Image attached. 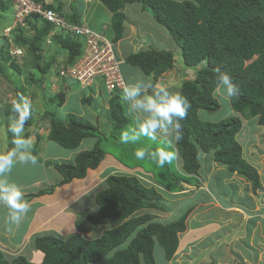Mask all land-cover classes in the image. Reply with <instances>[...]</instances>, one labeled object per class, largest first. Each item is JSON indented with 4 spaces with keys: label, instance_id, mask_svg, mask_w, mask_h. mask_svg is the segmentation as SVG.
<instances>
[{
    "label": "trees",
    "instance_id": "trees-1",
    "mask_svg": "<svg viewBox=\"0 0 264 264\" xmlns=\"http://www.w3.org/2000/svg\"><path fill=\"white\" fill-rule=\"evenodd\" d=\"M99 1L112 13L113 43L123 34L124 15L121 8L125 4L137 2L166 30L179 50L184 67L196 68L205 63V67L197 70L193 80L182 81L179 88L180 94L191 103L187 117L181 122L183 138L175 144L182 161V170L186 174L197 175L199 158L212 152L213 161L225 165L230 173L244 179L253 193L260 190L262 185L257 171L243 159L241 146L235 137L241 129L240 117L229 116L218 122H208L198 118V110L219 109V102L213 95V90L219 86V69L229 73L239 89L236 96L229 98L230 108L245 120L255 118L257 124L264 128V0ZM12 2L0 0V13ZM47 8L54 10L51 6ZM70 22L79 24L77 19ZM26 25L33 32L30 37L25 35L27 32L22 27L12 30L10 36L16 45L26 47L32 59V69L43 76L57 56L51 53L52 46H46L45 41L53 25L38 15L28 18ZM51 43L58 46L60 52L67 53L66 61L69 64L80 58L84 47V39L73 35L57 34ZM44 45L47 47L45 50ZM2 49L0 76L7 79L4 70L6 67L12 69L14 60L9 55L7 43ZM45 57L46 67L42 62ZM125 62L150 76L151 83L155 84L165 71L172 68L174 56L171 51L147 48L127 55ZM28 79L25 83L30 85L40 81L33 80L31 76ZM24 92V88L15 87L18 105L22 104L20 98ZM118 94L117 91L112 92L108 103L111 132L120 130L128 123ZM63 98L64 94H59L51 102L58 107ZM89 101L90 98H82L83 103ZM23 113L19 106L8 105L4 118H13L28 127L34 119L28 115L21 123ZM42 118L49 123L47 139L66 150H76L85 138H98V129L75 114H67L64 122H61L54 112L45 109ZM35 155L36 151L31 157ZM103 157L104 150L99 138L90 150L77 153L73 164H54V169L62 176L59 184L69 183L74 178H84L88 169L98 168ZM46 165L50 166L51 163L47 162ZM178 176V180L184 179L179 173ZM105 183L106 187L95 195L98 211L95 215H88L87 221L91 224L114 225L112 229L105 230L93 240H86L79 234L65 239L53 234L36 236L32 243L43 254L38 263L30 262L21 254L8 259L0 251V264H141V261L155 264V241L162 248L164 259L169 261L177 249L178 234L185 229L184 222L189 211L182 212L169 222L155 223L150 214H137L142 209H162L159 204L161 196L153 187H147L137 176L110 175ZM53 189L54 186L28 195V198L50 193ZM4 229L0 235L7 233L13 238L14 232Z\"/></svg>",
    "mask_w": 264,
    "mask_h": 264
},
{
    "label": "crops",
    "instance_id": "crops-1",
    "mask_svg": "<svg viewBox=\"0 0 264 264\" xmlns=\"http://www.w3.org/2000/svg\"><path fill=\"white\" fill-rule=\"evenodd\" d=\"M41 1L47 3L54 9H59V11L69 21L77 19L78 23H86L89 27L93 26L95 28L91 29L102 32L110 40L114 36L111 26L112 14L99 0ZM174 1L180 2L184 0ZM121 11L124 14L123 34L122 37L115 43V46L118 55L122 60L120 70L126 84H134L140 80L151 82L150 76L145 75L139 68L128 65L125 62L127 55L136 51L145 50L147 48L163 51L168 49L173 52V66L171 69L165 71L156 83H162L170 92H177L180 88L181 82L189 79L187 78L182 80V77L178 76L179 73H190L192 68L189 69L184 67L179 53H174L176 52L177 47L171 37L162 26H159L153 20L152 16H150L148 12L141 9V5L139 3L127 4ZM145 24H147L150 28H152L151 25L155 24L158 30H156V32L148 33L145 30L147 29ZM52 46L55 47L54 45ZM53 47L50 49H54ZM47 72L43 77H46ZM180 79L182 81H180ZM46 82L47 86H45V82L41 84L38 82L36 84L39 86V93H35L36 97L34 95L32 106L33 108L36 107L35 113H40L41 117H35L32 124L37 127H39V125H44L45 127L47 126V131H45L41 137H38L39 132L36 134L26 133L29 132V130H32L31 127H29L28 131L22 132V134H25L24 137L28 139L29 144H32L35 141V163H32L31 161H18L14 164L10 173L0 177V181H6L8 184L15 185L24 194L25 199L29 202L30 210L26 217H23L24 219L22 218L18 226L14 225V230H17L16 237L12 238L9 234L3 233L0 235V241H10L11 239H15L17 244H20L19 246L22 250L26 244L30 243V239L32 241L31 237L36 235L40 236L43 234H53L65 239L73 234H79L86 240L99 238L105 230L112 229L114 225L91 224L87 221L88 215H95L98 211V206L95 203V195L98 191H101L106 187L105 181L108 176L125 175L137 176L144 183H146L145 185H147V187H153L161 196L159 204L162 206V209H165L163 214H168L169 218L172 216L171 213H169V210L173 208L174 211L182 203L186 204V208H184L182 212L189 211L184 222L185 229L183 232L178 234L177 249L173 257L169 261H166L163 257L162 251L161 256L163 259H157L153 249L155 264H260L261 262H264L262 261V257L264 256L263 251H261L264 248L260 246V243L255 241L252 242V249H254V253L248 256L247 249H251L249 247L250 244H248V242H243L245 240L249 241V238L253 236L252 233H254V237L257 239L260 236L259 226L263 225L260 222L264 219V216L259 214L258 217L261 219L257 218L256 220L253 217L254 215L252 216L249 214L250 212H248V208H251L249 210L253 211L252 207H254V209L258 210L254 212H260L259 210L262 205V201L258 197V203L253 199L249 200V197H251L248 192V190L251 189L250 185L241 178L237 177L235 174L230 173L226 169L225 165L214 162L211 152V154L207 153L201 157L203 161L197 177L191 176L186 178V176L183 175L184 179L181 183L182 187L180 186L181 189L179 190H167L165 186L155 181L151 173L144 172L143 170L138 171L137 167L134 168V170H136L135 172H126V168L120 165L118 161L114 159L111 154L106 153V151H104V157L100 162V164L102 163L101 166L99 164L96 169H88L84 178H74L69 183L59 184L62 180V176L53 168L52 165L57 163L73 164L76 154L81 151L90 150L99 138L88 137L89 139H93V141L92 146L87 148L81 147L84 140L88 138L83 139L76 150H68L69 153L65 156L59 155L61 152L60 149H58V152H56V150L48 152V150L45 149V151L41 153L40 147L44 145L39 144L40 140L42 142L48 140V121L47 119L42 118L45 109L48 108L49 104L54 105V102L51 101L55 100L59 94H64V98L62 104L57 107L58 110L67 106L70 98L76 96L78 107L77 110H74L76 112L75 115L86 119L98 129V132L108 133L109 128H111L108 104L110 96L105 92L101 83H95L88 89H81L72 81L65 80L60 77H51L47 79ZM74 84L77 86V89L75 90L73 89ZM217 90L219 91V88H217ZM29 91L25 90V95H22L23 98H27L26 100L28 103ZM120 93L122 94V91ZM150 93H152V89H142V95H149ZM215 96L217 100L218 98L224 100L227 99L226 101L228 102V109H230V116H239L230 108L227 97H224L221 94H217ZM82 98H90L89 103H93V108L90 107L87 102L83 103ZM218 102L221 106L219 100ZM40 103L42 105L41 111L36 106ZM10 105L19 106V109L23 110L20 107L21 105H18L17 100H15L14 103L10 102ZM84 107H89L92 110V114H87ZM122 107L123 110L126 109L128 116L134 118L133 127H136L138 121L142 117L138 114L129 112L128 105L124 101ZM200 111L204 110H198V114ZM69 113V111H66L65 114ZM55 116L59 121L64 122L65 117H58V112ZM42 120L45 121L44 124ZM250 120H254L255 127H260L256 124L255 118ZM244 129L247 132L249 126H246ZM258 135L259 134L250 133L248 137L253 140L254 137ZM158 136L161 135L157 133V137ZM165 138L167 140L172 139V137ZM175 144L176 142L173 143L171 149L176 153ZM0 154L5 153L2 151ZM20 155L27 156L26 154L17 152V158ZM176 156L177 164H181L182 161L180 156L177 153ZM204 157L205 159H203ZM47 162H50L51 165H46ZM17 169L21 171L22 174H26L27 176H29L30 173H34V175L31 176L32 180H28L25 183L19 182L21 179L20 177L24 175L19 174L16 178L15 174ZM219 169H221L222 172L220 178H202V175H199L203 173L209 176L212 170L218 171ZM199 176H201V178H199ZM10 178L12 179L10 180ZM194 178L196 180H200H198L199 185L196 186L197 188L189 190L186 185H189V179ZM233 178L235 180H232ZM209 182L212 183V188L210 187ZM52 186H54L52 192L37 194L36 196L28 198V195H35L37 192L49 189ZM257 192L259 193L261 190ZM245 200V205L248 206L247 208L243 207ZM1 205L4 204L0 202V207ZM152 210L155 209H142L140 212L143 214L148 213L150 215H154ZM140 212L138 211V214ZM161 216L164 217V215ZM6 228H8V230H13L12 227ZM27 238L29 239L27 240ZM232 240H235L237 244V240H241L242 244L239 245L240 247L236 248L234 241L233 243H230ZM155 245L158 244L155 242L154 246ZM28 250H31V246ZM232 253H235L233 254L235 257L230 258V254ZM21 255L28 259H42L41 253H36V251L25 253V255L22 252Z\"/></svg>",
    "mask_w": 264,
    "mask_h": 264
},
{
    "label": "rangeland",
    "instance_id": "rangeland-1",
    "mask_svg": "<svg viewBox=\"0 0 264 264\" xmlns=\"http://www.w3.org/2000/svg\"><path fill=\"white\" fill-rule=\"evenodd\" d=\"M13 13H14V9H13L12 5H9L4 12L0 13V50H1V48H3V49L5 48L6 43L8 46H10V44H11V45H14L15 47L20 48V50H21V54L19 56L15 55L14 56L15 58H13L14 63H13V66H11V67L14 70H12L11 68L9 69L8 67H6L4 70L5 73L7 74V79L0 76V152L4 151V153L6 154L9 151L16 150L18 153L26 154L28 157H31L33 155V152L36 150L34 147L35 141L32 144H29L28 139L26 137H24L25 134H22V132L28 131L29 127H31L32 130H29V132H26V133L36 134L39 132L38 137H41V135H43V133L45 131H47V129H46L47 126L45 127L44 125H42V126L39 125V127H37V126H34L32 124L33 126L30 125L28 127H24L17 120H15L13 118H9V119L5 120L4 114L6 112V107L8 105H10V102L14 103V101L17 98V94L15 93V87H17V88L22 87V88H24V90H28V91L30 90L29 94H28L29 103L26 100L27 98L25 99L21 96L20 101L22 104H20L21 105L20 107L23 109V111L25 108H27V110L29 112V116L33 119H35V117H37V116H40L41 115L40 113H38V112L35 113L36 107L33 108V106H32L34 95L36 97L35 93L36 92H37V94L39 93L38 92L39 86L35 85V84L34 85L33 84L32 85L27 84V83H25V80H29L28 77L31 76L33 80L34 79H37L36 81L40 80L39 81L40 84L45 82L44 84H45V86H47V82H46L47 79H49L51 77L52 78H54V77L58 78L59 77V75H58L59 71L61 69H65L70 64L67 63V61H66L67 56H68L67 53L66 52H60L58 46H55V47L52 46L51 40L55 35H57V34L53 33L54 29L52 28L50 30V33L47 35V38L49 39V41L51 43L49 45L54 48V49H50L51 53L54 55L57 54V56L54 57V61L51 64V66L49 67L48 72L46 74V77H43L44 75L42 76L36 70H33L32 69V59H31L29 53H27L26 47H21V46L16 45L14 43V41L9 43L7 40H5V39H7L4 37L5 29L6 28L11 29V27L13 25ZM145 27H147V29H145V30L148 33L149 32H156V30H158V28L155 24L151 25L152 28H150L147 24H145ZM22 28H23L24 32H27L25 34L26 36L30 37L33 34L32 31H29V27L27 25L23 26ZM90 28H95V27L90 26ZM3 49H2V51H3ZM167 50L168 49H166V51ZM168 51H170V50H168ZM174 53H176V54L179 53V50L176 48V52H174ZM46 60H47V58L45 57L42 62L44 63ZM43 66H45V63L43 64ZM196 73H197V69L194 68V69H192V71L190 73L180 72L178 76L182 77V80L187 79V78L193 80L194 77L196 76ZM65 80H69V79H65ZM182 80L180 79V81H182ZM42 81H44V82H42ZM73 89L74 90L77 89V86H75V84H74ZM33 91H35V92H33ZM218 94H219V91H218ZM118 95L121 97V103L123 105L122 94L120 93ZM218 100L221 103L219 110H216V111H205V110L200 111L198 114V118L202 119L204 121H208V122H218L220 120L228 118L230 116V109H228V102L226 101L227 99L224 100V99L218 98ZM224 101H226V102H224ZM36 103H37V101H36ZM87 104H89L90 107L93 108L92 102L87 103ZM36 106L41 111V108H42L41 103L36 105ZM51 106H53V107H51ZM77 107H78V105H77L76 96H75V97H71L70 100L68 101V105L65 106L64 108H61V110H58L57 106H55L53 104L52 105L49 104L47 109L49 111L54 112L55 115L58 112V117H62V116L66 117V115H67V114H65L66 111L67 112L69 111L70 113L76 114V112L74 110H77ZM84 110L87 114H92V110L89 107L88 108L84 107ZM123 113H124L125 117L128 119L127 125H125L123 128H121L120 130L112 131V132H111V128H109L108 133L97 132L96 135H98V138L101 139V147L103 148V150L106 151V153L111 154L113 156V158L118 161V163L120 165L125 167L126 172H128V171L135 172L136 170H134V168L137 167L138 171L143 170L144 172L151 173V175L154 177L155 181L158 182L159 184L165 186V188L167 190L179 189L181 186V183L183 182L182 180H178V177H179L178 173L179 174L181 173V175H183V173L181 171L182 162H181V164L180 163L177 164V156H176L175 152H174L175 157L172 160V162L166 163L163 167H159L155 163V161L153 159H151L150 157H146L144 160H137L135 158V155H134L135 150L138 148H141V147L146 149L147 153L157 152L162 147H164L163 146L164 141L167 139L165 137L158 136L156 141H152V140L148 139L147 137H144L139 142H135V143L129 142L128 144H122L120 142L121 133L123 131H127V130L133 128V125H134V118L127 115L126 109L123 110ZM237 115H239L238 117H240V119H241V128L242 129L239 130V132L236 134L235 137H236L237 142L241 146V155L245 161H247L249 164H251L252 166L255 167L256 171L258 170L257 174H258V176L260 175L259 178L261 179L260 180L261 185H262V187L260 189L261 192L253 193V192H251L252 191L251 189L248 190L249 195L252 197V198L249 197V200L253 199L254 201H257V203H258V199H257V197H258L262 201V205H261L260 210H259L260 212H254V211H258L257 209H254V207H252L253 211H250L249 209H251V208H248V212H250L249 214L252 216L254 215L253 217L257 220V218L261 219L258 217L259 214L264 216V128L262 126H260L259 128L255 127L254 120L248 119V121L245 120V122H244V119L240 116V114L237 113ZM42 117H43V115H42ZM42 122L44 124L45 121L42 120ZM243 123H244V125H243ZM256 124H257V121H256ZM47 125L49 126V123H47ZM246 126H249V129H247L248 130L247 132L244 129V128H246ZM250 133L251 134L252 133L253 134H259L260 136L259 135L255 136L254 139L251 140L248 137V135ZM255 138L258 140H256ZM38 141H39V139H38ZM92 141H93V139H89V138L84 140L81 147L87 148V147L92 146ZM39 144L44 145V146L40 147L41 153L44 152L45 149H47L48 152L51 150H56V152H58V149H60L61 152L59 153V155H61V156H65L69 153L68 150L63 149L62 147L56 145L54 142H51L50 140H46L43 142L40 140ZM18 145H19V147H18ZM37 150H38V147H37ZM166 150L173 151L171 149V147L167 148ZM258 158H259V160H258ZM199 159L202 160L201 158H199ZM203 159H205V157ZM101 164H100V166H101ZM52 166L54 168V165H52ZM200 168H199V171H200ZM199 171H198V173H199ZM19 174L24 175V176L20 177L21 179L19 182H21V183H25L28 180L29 181L32 180L31 176L34 175V173H30L29 176H27L26 174H22V172L17 169L15 177ZM221 174H222L221 169H219L218 171L212 170L210 172L209 176H207L203 173H201L199 175H202V178L205 177V178L213 179V178H220ZM27 177H30V178H27ZM174 178H175V180H174ZM199 178H201V176H199ZM11 179L12 178H10V180ZM198 180H196L195 178L189 179V185L198 186L199 185ZM232 180H235V179L233 178ZM209 184H210V187L212 188V183L209 182ZM194 188H196V187H194ZM190 189L191 188H189V190ZM245 204H246V200H245V203L243 204V207L247 208L248 206ZM184 208H186V204L182 203L174 211H173V208L170 209L169 213H171V215H172L171 218L168 217L169 216L168 214H163L164 213L163 211H165L164 208L160 209V210H158V209L152 210L154 213V215L151 214L152 221L155 223L169 222L170 220L177 218L179 216V214L182 213ZM8 213H9L8 208L5 205H1V207H0V234L3 230H6V229H4L6 227H12L14 230V225L9 223ZM137 214H138V212H137ZM140 214H143V213L140 212L139 215ZM161 215H164V217H162ZM25 217L26 216H24V218ZM165 220H167V221H165ZM259 222H260V220H259ZM260 223H262L264 225V219ZM263 225L259 226L260 236L258 237V239L256 237H254L255 235H254V233H252L253 236L251 235L252 237L249 238V241L248 240L243 241L246 243L248 242V244H250L249 247L251 249H247L248 250V254H247L248 256H250L252 253H254V249H252V246H253L252 242H254V241L258 242V243H260V246L262 248H264V226ZM13 230H11V231L13 232ZM16 231L17 230H14L13 238H15L17 235ZM30 236H33V235H30ZM36 236L31 237L32 240ZM28 239L29 238H27V240ZM153 239H155V238H153ZM233 241L235 242L236 248L240 247L239 245L242 244L241 240H237L238 244L236 243L235 240L230 241V243H233ZM248 244H245V245H248ZM19 245L20 244H17V241H15V239H11L7 243L0 241V251L2 253H4L8 259H10V258H12L18 254H21L22 252L24 255H25V253L32 252V251H36V253H40L39 251H37L35 249L31 239H30V243L26 244V246L22 250H21ZM30 246H31V250H28V248ZM20 251H21V253H20ZM154 251H155V256L157 259H163L164 256L163 257L161 256L162 255L161 253L163 250L159 244L154 246ZM261 251H263V255H264V249H262ZM233 254H235V253L230 254V258L235 257V255H233ZM41 255L43 257L42 253H41ZM26 259L32 263H38L40 261V260H37L35 258H32V259L26 258ZM262 261H264V256L262 257ZM141 264H145V263L141 262ZM260 264H264V262H261Z\"/></svg>",
    "mask_w": 264,
    "mask_h": 264
},
{
    "label": "clouds",
    "instance_id": "clouds-1",
    "mask_svg": "<svg viewBox=\"0 0 264 264\" xmlns=\"http://www.w3.org/2000/svg\"><path fill=\"white\" fill-rule=\"evenodd\" d=\"M135 3L137 2L128 4ZM54 10L59 11L57 9ZM46 48L47 47L44 45V50ZM201 67H205L204 62L195 69L198 70ZM217 72L219 94L227 97L228 100L229 98L236 96L239 89L238 86L233 83L230 74L227 72H222L219 69H217ZM218 87L213 90V95L218 94ZM142 89H152V94L142 95ZM122 98L123 101L128 105L129 112L138 114L142 118L138 121L136 127H133L121 133L120 142L122 144H128L129 142L135 143L139 142L144 137H147L152 141H156L157 133H159L163 137H172V139L165 140L163 144L164 147H162L157 152L147 153L146 149H144L143 147L136 149L134 152L135 158L137 160H144L146 157H150L159 167H163L166 163H171L175 157V153L174 151H168L166 149L172 147L174 142H179L183 138V126L181 122L185 120L188 115V111L191 108V103L189 102V100L185 96L181 95L178 91L170 92L162 83L153 84L145 80H140L134 84H126L122 91ZM28 115L29 112L27 108H25L23 117L21 118V123H23V121L28 118ZM18 161H31L32 163H35V158L25 155H20L17 158L16 150L9 151L6 154H0V177H3L7 173H10L14 164ZM201 163L202 160L200 162V167ZM181 171L186 177H197L198 175L186 174V172L182 170V167ZM187 186L188 189H193L194 187H196L192 185ZM0 202H2L8 208L9 223L12 225L18 226L22 218L26 216L30 210L29 202L25 199L24 194L15 185L8 184L6 181H0Z\"/></svg>",
    "mask_w": 264,
    "mask_h": 264
},
{
    "label": "built area",
    "instance_id": "built-area-1",
    "mask_svg": "<svg viewBox=\"0 0 264 264\" xmlns=\"http://www.w3.org/2000/svg\"><path fill=\"white\" fill-rule=\"evenodd\" d=\"M13 25L6 28L4 37L11 43V31L26 25V20L34 15L45 19L53 25V33L80 36L84 39V47L79 59L58 73L62 79H69L81 89L101 83L105 92L111 96L114 91H123L126 85L120 70L122 60L118 55L115 43L103 33L89 28L86 23H71L59 11L47 8L48 4L39 0H12ZM46 46L50 44L46 37ZM21 50L14 45L9 46L11 58L19 56Z\"/></svg>",
    "mask_w": 264,
    "mask_h": 264
},
{
    "label": "water",
    "instance_id": "water-1",
    "mask_svg": "<svg viewBox=\"0 0 264 264\" xmlns=\"http://www.w3.org/2000/svg\"><path fill=\"white\" fill-rule=\"evenodd\" d=\"M186 187H188V186L186 185Z\"/></svg>",
    "mask_w": 264,
    "mask_h": 264
}]
</instances>
